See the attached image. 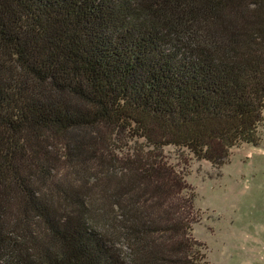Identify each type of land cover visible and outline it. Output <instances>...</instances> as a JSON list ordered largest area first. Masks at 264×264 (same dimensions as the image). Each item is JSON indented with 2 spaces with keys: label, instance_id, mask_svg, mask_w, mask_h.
I'll return each mask as SVG.
<instances>
[{
  "label": "trees",
  "instance_id": "16d2710c",
  "mask_svg": "<svg viewBox=\"0 0 264 264\" xmlns=\"http://www.w3.org/2000/svg\"><path fill=\"white\" fill-rule=\"evenodd\" d=\"M263 124L264 0H0L5 264H210L163 150L221 166ZM89 161L103 215L58 175Z\"/></svg>",
  "mask_w": 264,
  "mask_h": 264
},
{
  "label": "rangeland",
  "instance_id": "374dc122",
  "mask_svg": "<svg viewBox=\"0 0 264 264\" xmlns=\"http://www.w3.org/2000/svg\"><path fill=\"white\" fill-rule=\"evenodd\" d=\"M260 137L258 146L242 144L231 149L221 166L175 147L163 150L165 160L184 177L193 195L196 222L191 237L203 246L210 264H264V124ZM88 163L85 169L61 170L58 175L67 183L77 179L79 186L88 181L87 201L91 200L95 213L102 214L101 208L110 210V201H102L97 189L101 170ZM26 227L27 232L35 231L29 224ZM20 235L17 231L15 236ZM7 248L0 244V264L13 256L4 252Z\"/></svg>",
  "mask_w": 264,
  "mask_h": 264
}]
</instances>
